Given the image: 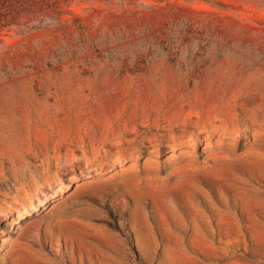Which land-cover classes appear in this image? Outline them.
Here are the masks:
<instances>
[{
	"label": "rangeland",
	"instance_id": "374dc122",
	"mask_svg": "<svg viewBox=\"0 0 264 264\" xmlns=\"http://www.w3.org/2000/svg\"><path fill=\"white\" fill-rule=\"evenodd\" d=\"M0 264H264V0H0Z\"/></svg>",
	"mask_w": 264,
	"mask_h": 264
}]
</instances>
